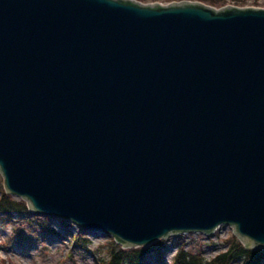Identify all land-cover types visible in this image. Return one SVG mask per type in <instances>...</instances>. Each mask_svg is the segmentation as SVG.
Returning a JSON list of instances; mask_svg holds the SVG:
<instances>
[{"label": "water", "instance_id": "95a60500", "mask_svg": "<svg viewBox=\"0 0 264 264\" xmlns=\"http://www.w3.org/2000/svg\"><path fill=\"white\" fill-rule=\"evenodd\" d=\"M179 2L0 0L6 193L123 248L263 249L264 7Z\"/></svg>", "mask_w": 264, "mask_h": 264}, {"label": "rangeland", "instance_id": "374dc122", "mask_svg": "<svg viewBox=\"0 0 264 264\" xmlns=\"http://www.w3.org/2000/svg\"><path fill=\"white\" fill-rule=\"evenodd\" d=\"M173 1L191 2L192 0H139L140 3L144 4ZM222 1L223 7H264V0ZM7 196L13 200H19L16 196L6 193L0 175V198L3 197L2 199H4ZM21 217L23 221L0 214V264H97V261L103 262L107 256L108 242L111 241L108 237H103L101 234L79 233V229L75 226L73 228L72 225L70 227L71 231L66 232L63 238L59 237L61 236L59 233L62 232V227L58 221L51 220L49 217L31 215ZM40 219L44 221L42 222L44 226L41 225ZM17 224H20L19 229L15 228ZM38 226H42L43 232ZM50 228L54 229L58 236H50L53 234L49 231ZM211 234L209 237L203 234L184 235L186 246L181 249L193 254H200L204 261H209L220 252L225 251L230 245L231 239L235 236L233 229L229 226H220L214 229ZM75 235H78L80 240L70 241V238ZM172 240L163 241L159 245L163 249L161 255L157 258H154V255L147 258L145 264H170V261L174 259L173 256L178 251L176 247L178 244L174 246ZM86 244L88 249L81 250L80 247L83 248ZM235 244L245 245L239 239ZM18 247L24 248V250L18 251ZM233 264H240V261Z\"/></svg>", "mask_w": 264, "mask_h": 264}, {"label": "trees", "instance_id": "16d2710c", "mask_svg": "<svg viewBox=\"0 0 264 264\" xmlns=\"http://www.w3.org/2000/svg\"><path fill=\"white\" fill-rule=\"evenodd\" d=\"M207 2L213 6L220 5V0H200ZM24 203L16 202L11 197L0 200V214L10 216L11 214L24 213ZM230 244L227 251L213 258L210 262H204L198 255H192L189 252H179L176 257V264H231L233 261L241 260L242 264H250L256 257L260 258L264 254H251L246 252L242 246ZM113 245V244H111ZM109 260L104 264H143L147 257L145 249L123 250L115 244L108 248Z\"/></svg>", "mask_w": 264, "mask_h": 264}, {"label": "bare ground", "instance_id": "6f19581e", "mask_svg": "<svg viewBox=\"0 0 264 264\" xmlns=\"http://www.w3.org/2000/svg\"><path fill=\"white\" fill-rule=\"evenodd\" d=\"M29 208V207H28ZM30 210V209H29ZM31 213V212H30ZM32 214H34V213H32ZM61 236H65V234H66V231L65 230H63L62 229V232L61 233H59ZM178 236V235H177ZM176 244H178V246H184L185 245V242H184V238L182 237V236H179L178 237V239H177V241H176V243L174 244L175 246H176ZM81 248V250H86V249H88V246H87V244L86 245H84L83 246V248H82V246L80 247ZM17 250V249H16ZM24 250V248H21V247H18V251H23ZM163 250V249H162Z\"/></svg>", "mask_w": 264, "mask_h": 264}]
</instances>
